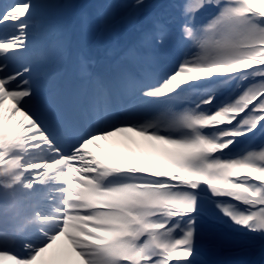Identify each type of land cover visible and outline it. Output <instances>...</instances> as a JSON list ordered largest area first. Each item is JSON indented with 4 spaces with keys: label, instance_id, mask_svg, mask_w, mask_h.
<instances>
[{
    "label": "snow or ice",
    "instance_id": "obj_1",
    "mask_svg": "<svg viewBox=\"0 0 264 264\" xmlns=\"http://www.w3.org/2000/svg\"><path fill=\"white\" fill-rule=\"evenodd\" d=\"M71 7L0 0V264L264 257V0L107 3L103 58Z\"/></svg>",
    "mask_w": 264,
    "mask_h": 264
},
{
    "label": "rangeland",
    "instance_id": "obj_2",
    "mask_svg": "<svg viewBox=\"0 0 264 264\" xmlns=\"http://www.w3.org/2000/svg\"><path fill=\"white\" fill-rule=\"evenodd\" d=\"M82 1L84 0H65V2L73 5V7L69 8L67 11H66V14L64 15L63 18H68L70 16L71 13H73L77 7L78 4H80ZM119 3V2H122V0H97L96 3L91 6L88 10V12H86L83 16H81L79 19H78V24H79V30H78V34L80 32V29H81V22H82V19L84 17H87L89 22H90V25H91V30H90V33H89V36L90 38L92 39L93 41V44H92V47H91V50L92 51H95L97 50L101 45H104V47H107L109 46V49L113 47V44L114 43H120V44H123L127 39L130 38L131 36V33L128 32V31H125L121 34V39L119 41H114V42H110L108 40H105V39H97L96 38V35H95V20H96V16L97 14L103 9V6L107 3ZM123 2H126V3H132V0H123ZM65 20H63L64 22ZM66 24V22H64ZM67 25V24H66ZM175 61V56L174 55H169L165 58V64L166 66H171L172 63H174ZM257 143H259V140H257ZM228 251L227 254H224L223 257L220 256L221 259H218V260H224V261H233V262H241V260H238L237 258V252L236 251H233V249H229V248H224ZM251 250L255 251V254H253L252 256V259L250 260L252 262V264H257L259 262V258H262L261 254H260V251H259V244L258 243H255L252 245L251 247ZM216 252V251H215ZM215 252H208L206 251L205 253V256L206 258H211V259H216V257L218 256ZM217 260V259H216Z\"/></svg>",
    "mask_w": 264,
    "mask_h": 264
},
{
    "label": "bare ground",
    "instance_id": "obj_3",
    "mask_svg": "<svg viewBox=\"0 0 264 264\" xmlns=\"http://www.w3.org/2000/svg\"><path fill=\"white\" fill-rule=\"evenodd\" d=\"M7 0H5L6 2ZM94 0H87L84 2V4L80 5L78 7V11H81L83 9H85L87 7V5H89L91 2H93ZM89 3V4H87ZM9 106L6 105V110ZM158 115V114H157ZM102 144L101 148H96V147H92V151H94L96 154L99 153V157L103 158H108V159H113L115 160V154L113 155H106L105 150H107V153H113V149H112V145L108 142H100ZM120 156H122L124 159H127L130 163H140V162H147L146 157L143 156H137L134 155L131 151H129L126 148H121L120 152H119ZM120 162V161H117Z\"/></svg>",
    "mask_w": 264,
    "mask_h": 264
},
{
    "label": "trees",
    "instance_id": "obj_4",
    "mask_svg": "<svg viewBox=\"0 0 264 264\" xmlns=\"http://www.w3.org/2000/svg\"><path fill=\"white\" fill-rule=\"evenodd\" d=\"M256 243H258V242H256ZM251 257H252V255H251V253L250 254H241L240 255V258L241 259H244L245 261H248L249 259H251ZM263 259V258H262Z\"/></svg>",
    "mask_w": 264,
    "mask_h": 264
}]
</instances>
